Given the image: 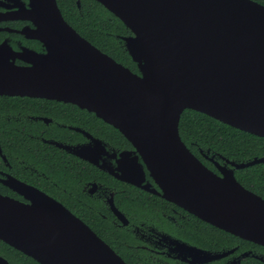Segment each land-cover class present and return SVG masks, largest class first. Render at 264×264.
<instances>
[{
	"label": "water",
	"instance_id": "95a60500",
	"mask_svg": "<svg viewBox=\"0 0 264 264\" xmlns=\"http://www.w3.org/2000/svg\"><path fill=\"white\" fill-rule=\"evenodd\" d=\"M96 1L131 31L120 39L137 72L82 37L56 0H27L10 18L29 21L19 33L41 43L44 51H15L1 43L0 95L69 102L94 113L133 147L121 152L116 168H100L264 245V199L234 175V168L264 162V156L226 159L232 167L216 174L178 130L180 114L190 108L264 137V6L254 0ZM16 58L25 63L16 64ZM53 143L98 164L84 148ZM146 172L159 191L146 181ZM2 182L29 200L0 193L3 242L41 264H127L53 197L10 175ZM0 264L9 263L0 255Z\"/></svg>",
	"mask_w": 264,
	"mask_h": 264
},
{
	"label": "trees",
	"instance_id": "16d2710c",
	"mask_svg": "<svg viewBox=\"0 0 264 264\" xmlns=\"http://www.w3.org/2000/svg\"><path fill=\"white\" fill-rule=\"evenodd\" d=\"M56 2L64 19L82 37L117 62L137 72L136 64L125 51L120 39V36L131 34V31L118 17L96 0H79V6L77 0H56ZM54 102L56 101L27 96L0 95V146L12 165L13 172L17 171L16 174L21 173V167L17 160L25 159L40 170L50 174L59 184L67 185V190L77 195V192L79 194L80 192L76 190L74 184L72 183L71 186L67 184L68 180H72L74 172H69V169L64 167L66 163L65 152L22 132H35V127L39 126L38 122L30 124L23 121L19 123L10 117V114H15L18 111L44 112V108L47 107L45 103ZM56 105L57 107L68 105V107L81 111L84 120L82 123L95 135L114 140L121 147L129 146L128 140L117 128L93 113L60 102H56ZM7 117H9L8 120ZM178 130L182 141L191 151H195L197 147L204 150L209 149L234 161H248L264 155V137L240 130L190 108H186L180 114ZM86 175L87 178L95 177L108 185L117 186L119 189L125 188V191L116 192L114 200L126 214L133 218L142 220L145 219L146 215L154 214L156 206L160 205L159 201L171 204V202L160 198H156L155 203L153 196L148 197L144 191L119 181L105 172H100L89 163H87ZM235 175L244 186L256 193H260L264 189V162H257L240 168L235 171ZM41 181L39 186L41 189L62 201L107 242L125 262L128 264H145V261L140 259L129 246L132 243L130 232L125 227H118L112 223V216L104 209L102 203L78 194V197L85 201L82 203L72 199L67 193L55 188L48 181ZM0 191L7 193L3 187L0 188ZM181 211L186 214V218L183 221L179 220L181 223L179 226L180 235L191 242L206 245L205 239L208 237H212L220 244L237 242L238 238L229 232L219 229L190 213L187 214L182 209ZM101 214H105V217ZM195 230L198 232L196 233ZM202 230L205 232L200 233L199 231ZM0 255L6 258L9 264H41L2 240H0Z\"/></svg>",
	"mask_w": 264,
	"mask_h": 264
},
{
	"label": "flooded vegetation",
	"instance_id": "af4514ba",
	"mask_svg": "<svg viewBox=\"0 0 264 264\" xmlns=\"http://www.w3.org/2000/svg\"><path fill=\"white\" fill-rule=\"evenodd\" d=\"M254 1L264 6V0ZM22 3H27V0H0V44L6 42V44L12 47V49L15 51H19L20 49L26 47L29 49H33L37 52H43L44 49L41 43L34 39L26 38L19 33V30L22 29L25 25H30L29 21L10 18L11 15H13L12 12L16 10V8ZM15 63L23 65L25 62L16 58ZM42 99L53 100L47 98ZM54 101L63 103L65 105L69 104L78 109L87 111L86 109L80 108L69 102H62L57 100ZM56 102L45 103L47 107L44 108V112L18 111L15 114H10V117L14 121L19 123L23 121L29 122L30 124L33 122L39 123V126L35 127V132H22L29 137L40 140L44 144L54 146L58 150H62L63 152H65L64 155H66V163L64 167L68 168L69 172H74L72 180H68L67 184L71 186V184L73 183V186H75L76 190H79L80 194L77 192L76 195V193L74 194L68 191L67 185L59 184L56 180L52 178L50 174H47L45 171L40 170L34 164L28 162L25 159L17 160L21 167V173L16 174L17 171L13 172V167L8 161L5 153L2 151L1 146L0 188H5L7 190V193L1 191L0 193L26 203L29 202V200L26 199L23 195L12 190L9 186L5 185L2 182V180L5 179L7 175H10L14 179L24 184L30 185L45 192L46 194L53 197L55 200L62 203L63 205L64 203L62 201L58 200L57 198L50 195L39 187L42 182L41 180H44L46 182L48 181L55 188L62 190L63 192L67 193L68 196H70L72 199L81 201L82 203H85V201L80 199L78 197V194L81 196H86L93 201L100 202L103 204L104 209L112 216V223L118 227H125L130 232V234L132 235V243L129 246L140 259H143V261H145V264H264L263 244L243 239L233 234V236L238 238L237 242L234 244H220L215 241L212 237H208L207 239H205L207 242L206 245H199L191 242L187 238H184L182 235H180L181 232L179 231V226H181V223L179 222V220L183 221L184 218H186V214L183 213L181 209L184 211L186 210L173 202L169 204L166 202L159 201L160 205H155L156 212L151 215H146L145 219L142 220L133 218L132 216L126 214L115 203L114 200L116 192H119L121 190L125 191L126 189H119L117 186L108 185L95 177L87 178L86 171L87 163H89L96 169H98L100 172H105L109 174L107 171L100 168L99 165H105L108 167L116 168L118 166L121 152L131 151L133 149L131 143L128 141L129 146L121 147L114 140L104 139L100 136L95 135L82 123L84 120L81 116V111L68 107V105L65 107H61V105L57 107ZM8 119L9 117H7V120ZM21 129L24 130V128ZM53 142H57L59 144L67 145L70 147H77V149L84 148L83 150L85 151V153L89 154V156L96 160L98 164H94L86 159H83L80 156L69 152L62 147L55 145ZM192 153L216 174H220V169H223V167H232L226 161V159L229 158L219 153L212 152L209 149L204 150L202 148L197 147L195 151H192ZM2 155H4L5 160L3 159ZM236 170L238 169L234 168V175ZM111 176L114 177L113 175ZM114 178L117 179L116 177ZM236 179L238 180L237 177ZM146 181L150 183L151 188H154L159 191V188L149 177L147 172ZM125 183L131 184L129 182ZM135 187L141 191H144L148 195V197L153 196V201L155 203L156 198L168 201L161 197V195L159 194L144 190L138 186ZM244 187L247 188L246 186ZM256 194L264 199V189L260 191V193ZM110 201H112L113 206L125 216V218L127 219V223H122V221L117 217V215L111 208ZM65 207L69 209L67 206ZM179 208L181 209L179 210ZM186 212L187 214L190 213L188 211ZM101 215L105 217V214ZM195 232L197 233L198 231L195 230ZM199 232L204 233L205 231L202 230ZM180 244L195 247L204 251V253H199L194 250H190Z\"/></svg>",
	"mask_w": 264,
	"mask_h": 264
}]
</instances>
